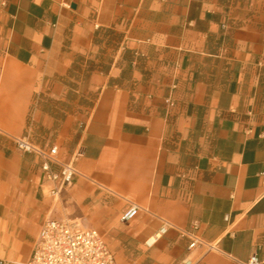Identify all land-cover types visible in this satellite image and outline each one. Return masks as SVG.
I'll use <instances>...</instances> for the list:
<instances>
[{
	"label": "crops",
	"instance_id": "0c3cea01",
	"mask_svg": "<svg viewBox=\"0 0 264 264\" xmlns=\"http://www.w3.org/2000/svg\"><path fill=\"white\" fill-rule=\"evenodd\" d=\"M25 136L79 154L57 197ZM48 220L116 264L264 259V0H0V261L27 262Z\"/></svg>",
	"mask_w": 264,
	"mask_h": 264
},
{
	"label": "built area",
	"instance_id": "2783aa9c",
	"mask_svg": "<svg viewBox=\"0 0 264 264\" xmlns=\"http://www.w3.org/2000/svg\"><path fill=\"white\" fill-rule=\"evenodd\" d=\"M168 106H173L171 100H166ZM15 147L23 153H31L41 160V169L46 174V181L52 185L48 195L55 198L62 189L71 185L77 171L74 167L76 155L68 163L56 162L49 152L34 146L25 137L15 138ZM138 206L131 204L120 216V223H128L139 214ZM171 225L163 222L159 231L150 237L145 246L151 248L157 240L166 234ZM197 225L192 226L191 231L183 232L184 236L191 239L189 249L203 247L211 250L212 247L201 241L194 233ZM0 264L6 262L0 261ZM24 264H116L115 259L101 234L92 228H87L76 221L48 220L43 223L30 258ZM183 264H191L188 259ZM244 264H264V259L252 255Z\"/></svg>",
	"mask_w": 264,
	"mask_h": 264
}]
</instances>
